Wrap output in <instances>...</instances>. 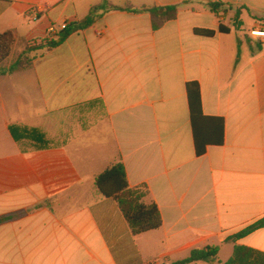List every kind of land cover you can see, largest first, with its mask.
I'll use <instances>...</instances> for the list:
<instances>
[{
    "label": "crops",
    "instance_id": "crops-1",
    "mask_svg": "<svg viewBox=\"0 0 264 264\" xmlns=\"http://www.w3.org/2000/svg\"><path fill=\"white\" fill-rule=\"evenodd\" d=\"M100 1L0 0V33L44 40ZM109 2L176 5L178 14L154 30L149 14L107 12L37 52L29 70L0 75V264H170L234 245L264 253V227L228 242L264 221V51L249 36L264 29V0ZM209 2L224 4L217 16ZM193 82L213 119L199 128L217 137L223 124L222 143L200 157ZM119 162L128 185L144 186V202L156 204L159 229L132 235L116 202L95 191V177Z\"/></svg>",
    "mask_w": 264,
    "mask_h": 264
},
{
    "label": "trees",
    "instance_id": "trees-1",
    "mask_svg": "<svg viewBox=\"0 0 264 264\" xmlns=\"http://www.w3.org/2000/svg\"><path fill=\"white\" fill-rule=\"evenodd\" d=\"M223 3L209 2L207 7L216 16ZM111 11L128 12L132 14H149L152 20V28L158 29L166 22L174 20L178 14V7L171 6H150L139 9L130 5L123 7L113 6L109 0H101L96 6H92L87 16L78 21L65 26V29L55 37L44 40L24 41L14 32L0 33V75H13L29 70L34 62L35 54L39 51H51L61 46L71 35L84 31L93 26L98 18ZM240 11L236 10L234 15L235 28L240 26ZM218 32L227 33L228 29L220 24ZM194 34L202 37H212L215 32L211 30H194ZM259 50L261 46L257 45ZM17 48L16 52L14 49ZM12 55L14 56L12 58ZM188 107L190 111V122L193 134L194 152L197 157L205 153L206 147L222 143L223 124L219 122L217 137L208 134L206 130L199 127L204 121H213L202 115L199 87L197 83L186 85ZM31 138L38 144L39 148L47 147L46 141L40 139L38 135ZM95 191L105 199H112L116 202L120 212L126 220L132 235H140L157 230L162 225V220L158 208L154 202L146 204L144 199L148 196V191L144 186L130 187L126 179L124 166L121 162L111 165L94 179ZM264 227V221L257 222L236 235L228 239L234 243L236 240L247 236L255 230ZM217 247H206L204 249L192 250L187 258L172 262L170 264H190L193 262L217 261ZM217 264H264V253L243 247L233 246L232 255L225 263Z\"/></svg>",
    "mask_w": 264,
    "mask_h": 264
},
{
    "label": "built area",
    "instance_id": "built-area-1",
    "mask_svg": "<svg viewBox=\"0 0 264 264\" xmlns=\"http://www.w3.org/2000/svg\"><path fill=\"white\" fill-rule=\"evenodd\" d=\"M29 17H31V19L33 21H36L38 19V15L36 11L31 10L29 13ZM65 26H67L66 24H63L59 27V30L62 31L65 29ZM48 38H52L56 36V29L54 26H50L48 28ZM249 36L255 40L257 42L258 45L261 46L262 51H264V29H254L252 31H250Z\"/></svg>",
    "mask_w": 264,
    "mask_h": 264
},
{
    "label": "rangeland",
    "instance_id": "rangeland-1",
    "mask_svg": "<svg viewBox=\"0 0 264 264\" xmlns=\"http://www.w3.org/2000/svg\"><path fill=\"white\" fill-rule=\"evenodd\" d=\"M226 21H227L226 24L230 23L229 18H227ZM253 46H254L255 48H257V43H256L255 41H253ZM16 50H17V48L14 49V52H16ZM13 57H14V56L12 55V58H13ZM231 255H232L231 247H230V246H225V247L221 250V252L219 253V255H218V260H219L220 262H225L226 260H228V259L231 257Z\"/></svg>",
    "mask_w": 264,
    "mask_h": 264
}]
</instances>
